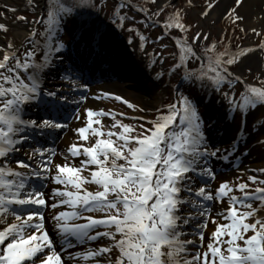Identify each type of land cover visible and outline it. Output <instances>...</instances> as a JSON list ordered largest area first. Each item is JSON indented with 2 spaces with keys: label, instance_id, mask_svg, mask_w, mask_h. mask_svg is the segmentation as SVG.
Listing matches in <instances>:
<instances>
[{
  "label": "snow or ice",
  "instance_id": "6c2138e0",
  "mask_svg": "<svg viewBox=\"0 0 264 264\" xmlns=\"http://www.w3.org/2000/svg\"><path fill=\"white\" fill-rule=\"evenodd\" d=\"M245 4L232 0L223 18L240 33L264 35V23L260 30L245 28L238 11ZM107 7L108 0H44L43 6L26 0L23 9L6 2L0 8V264H264V167H240L248 155L243 130L229 135L225 123L236 110L246 116L247 109L264 104V73L256 86L245 83L242 70L249 53L264 55V39L254 47L217 51L215 41L201 43L209 34L198 30L189 42L191 0L179 6L172 0L122 2L110 15ZM214 7L217 0H206L200 17ZM123 9L140 15L146 27H159L157 41L168 37L175 46L168 69L170 78L178 76L174 99L151 109L160 113L153 120L81 110L95 73L105 71L107 41L132 19ZM18 11L38 14L31 21L15 15L23 31L9 37L8 14ZM258 11L264 14V7ZM254 18L264 21V15ZM69 24L65 44L60 34ZM170 31L179 35L169 37ZM137 35L143 51L145 37ZM189 59L200 66L189 69ZM155 63L150 58L145 65L149 83L164 75L151 74ZM52 81L57 83L49 86ZM237 82L244 85L239 96L231 92ZM223 86L229 89L223 93L226 108L216 107L208 93ZM196 89L207 96V119L199 111L205 98H196ZM109 97L138 108L113 92L92 94L95 100ZM102 117L111 121L107 130ZM72 120L79 122L71 131L82 143L58 150ZM232 171L239 173L232 180L223 175ZM221 204L226 206L216 207Z\"/></svg>",
  "mask_w": 264,
  "mask_h": 264
},
{
  "label": "rangeland",
  "instance_id": "374dc122",
  "mask_svg": "<svg viewBox=\"0 0 264 264\" xmlns=\"http://www.w3.org/2000/svg\"><path fill=\"white\" fill-rule=\"evenodd\" d=\"M120 2L121 3L130 2L135 5L144 4V0H121ZM172 2L175 3L177 6H179L186 4L188 0H172ZM118 3L119 0H108V7L105 10V12L110 15ZM41 5L42 6L44 5V0H41ZM191 5L192 7L187 9V16L185 20V23L191 26L186 34L189 39V42H191V36L194 34L195 31L202 30L203 32H207L209 34V40L201 41V43L207 45L212 41H215L217 51H223L225 45H228L231 50L235 51L237 45L243 46L246 43V40L248 39V34L245 35L243 33H240L236 25L229 24L228 20L223 18L224 14L222 17L219 18V20L214 21L213 23L206 21L207 16L203 18L200 17L199 13L205 7L206 0H191ZM146 6H148L151 11H155L154 6L151 5H146ZM23 7L24 6L20 5L19 9H23ZM122 13H126L128 16L132 17V19L124 21L123 27L115 28L114 33L117 36L118 40L124 41L128 45H131V47L136 48L141 53L145 63H148L150 58H154L156 60V63L151 71L153 73L155 72L164 73L162 77V81L156 82L158 83V88L161 95L157 104L151 107H147L144 112H140L139 109L144 108L146 106L144 105L143 94L140 93V90L136 89L135 87H129L122 91L121 96L124 99L128 100L129 102L138 105V108L135 111H133L132 109H128L126 105L122 103L116 104L114 101H108V102L104 101L103 104L99 107H101L105 111L112 110L116 113H125L126 117L146 116L148 120H153L160 113L151 109H160L161 104L167 105L168 103L172 102L174 99V93L172 92L171 86L177 84L178 76L172 75L170 78L168 69L172 67L176 59L175 46L173 41L168 37H162L160 40L157 41L156 38L158 36H161V29L159 27H151V26L146 27L145 25L139 23V21L142 18L140 15L136 14L135 12L129 9H123ZM10 14L11 16L23 15L26 17L27 20L31 21L38 13L32 11H18L17 13L14 14L10 13ZM101 15L104 16L105 13L102 12ZM163 15L164 13L161 14V17L159 19H162ZM152 19L155 20L157 19V17L153 16ZM201 22L204 25H206V27L208 28L213 27V29L210 30L208 28H203L200 25ZM130 25L133 28V31L131 32L128 31ZM36 27L38 31L43 30L42 25H38ZM71 30H72V25L71 24L66 25L67 32H65V35L60 34V39L64 43L70 41L71 37L69 35V32ZM137 31L145 37L143 51H141L139 48L141 41L139 35H137ZM9 34H11L10 31L8 35ZM168 35L170 37L173 35H179V33L175 31H170ZM220 36L224 37L223 41L220 40ZM129 38H131V43H129ZM249 39L252 42L251 46H256L260 43L261 39H264V37L253 35L252 37H249ZM162 45H166V47H162ZM156 53H160L161 56L159 57L156 56ZM161 59L163 60L162 63H161ZM130 62H131L130 60H126V59L125 61H123V71L125 73L128 72L129 70H132V68H134L132 66V63ZM187 66L189 69H195L200 66V62L197 60L189 59ZM248 69L249 68L242 69L245 83L259 86V80L257 78L261 77V74L264 73V64H262L260 67L251 68L252 69L251 72L248 71ZM230 70L236 71L237 70L236 65L231 66ZM111 72L120 73L119 71H111ZM226 91H229V89L226 86H223L219 92H213L211 87L208 88V93L212 96V99L215 101V103L225 102L227 104V102L223 99V93ZM242 91H244V85L239 82L235 83L233 85V88L231 89V92L234 93L236 96H239V94ZM193 95L196 98H200L201 96H204L205 104L199 105L200 106L199 111L201 112V114L204 111L206 112L205 105L207 103V99H206L207 96H205L203 90L196 89ZM81 110H83V108ZM164 110L165 109H161V111ZM117 118L121 119L119 115H117ZM229 119L231 121L228 122L230 123L228 125L231 126V131L233 134L239 127L240 122L244 120L248 131L246 132L247 135H250V133L254 135L253 136L254 148L249 147V149L247 150L248 154L254 153L251 157H249V159H251V163L255 164V166H252L250 169L264 167V144L257 143V140H264V104H258L255 108L247 109L246 116L242 114L239 110H236ZM123 122L130 123L133 125L144 123V121L132 120V119H123ZM78 123H79L78 121H74L73 127L77 126ZM102 123L105 125V130H107V127L108 125H110L111 121L108 119V117H106L102 119ZM65 137H67L72 142L82 143L76 140L75 134L71 130L66 133ZM57 159H61V158L58 156ZM236 175H239V173L236 172L231 176H228L227 178L232 180ZM241 179L245 180L246 176H241Z\"/></svg>",
  "mask_w": 264,
  "mask_h": 264
},
{
  "label": "bare ground",
  "instance_id": "6f19581e",
  "mask_svg": "<svg viewBox=\"0 0 264 264\" xmlns=\"http://www.w3.org/2000/svg\"><path fill=\"white\" fill-rule=\"evenodd\" d=\"M8 3L9 5H12L14 7H20L24 6L26 3V0H0V8H2L3 3ZM158 2H166V0H158ZM218 7H214L213 10H210L209 15L206 17L207 22H214L219 20L220 17L223 16V14L226 12L227 8L232 5V0H217ZM259 7H264V4H261V0H246L245 7L242 9H238L242 15L246 17L245 21V28H247L249 25L256 27L258 30H260L262 23L264 21H260L259 19H256L254 17H259L261 15H264L258 11ZM10 25V33L8 36L15 38L16 36H19L22 34L23 29L20 27L21 22L15 21L14 16H11V14H8V19L6 21ZM200 25L203 28H208L206 25H204L202 22ZM208 29H213V27H210ZM206 29V30H208ZM252 33H248V39L246 40V43L243 46H251L252 42L249 39V37H252ZM264 37V35H262ZM5 39L3 34H0V42H3ZM250 40V41H249ZM117 50V51H116ZM106 55L104 57H101L105 62L106 65H108L109 68H111V71H119L120 72V78L119 84L111 83L107 86L103 85H96L94 87H90L91 89L96 90H105L109 92L117 93V88H124L128 85H132V87H135L136 89L140 90V93L143 94V100L144 105H147L148 107H151L159 101L160 98V91L158 86L153 88L152 84L156 83V81H152V83H149L150 80V70L145 67L147 63H145L144 58L142 57L141 53L134 47H131V45H128L124 41L118 40L117 36L114 34V36L110 37L106 44ZM100 59V58H99ZM130 60L132 63V70H129L128 72L123 71V61ZM262 64H264V55H262L258 50L249 53L247 58L244 59V64L242 66L243 68H256L260 67ZM151 74L154 75V73L151 71ZM121 81V82H120ZM51 83H57V82H49V86H51ZM90 102V103H89ZM85 106L91 107L93 103L91 101H85ZM221 104L225 105V108L227 104L225 102H217L215 103L216 107H219ZM211 114L206 110V115ZM215 118V117H213ZM228 121V120H227ZM225 122L228 125V122ZM228 134L232 135L231 126L229 125ZM251 135V141L249 144H247V149L249 147L254 148V140ZM67 143H71V141L68 138L62 139V142L59 144V149L64 148ZM254 153L248 154L244 164L241 165V168L250 169L252 166H255V164L251 163V157ZM254 169V168H252ZM235 172V171H234ZM236 173V172H235ZM231 174V173H230ZM226 176V175H225ZM47 215V213H45Z\"/></svg>",
  "mask_w": 264,
  "mask_h": 264
}]
</instances>
